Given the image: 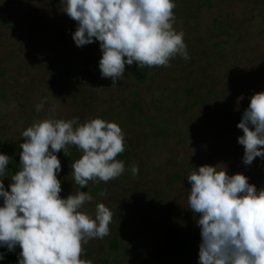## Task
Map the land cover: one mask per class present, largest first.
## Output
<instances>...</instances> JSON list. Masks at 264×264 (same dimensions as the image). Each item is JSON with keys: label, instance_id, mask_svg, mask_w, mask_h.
Returning <instances> with one entry per match:
<instances>
[{"label": "rangeland", "instance_id": "obj_1", "mask_svg": "<svg viewBox=\"0 0 264 264\" xmlns=\"http://www.w3.org/2000/svg\"><path fill=\"white\" fill-rule=\"evenodd\" d=\"M208 1L175 0L174 27L184 33L190 59L177 55L170 67H151L146 82L137 78L135 64L126 65L125 78L113 85L101 77L99 42L75 45L77 23L63 12L61 0H0L5 20L0 24V152L5 154L7 145L15 158L14 170L0 177L5 188L19 170L21 134L33 123L74 117L80 123L95 118L117 123L125 134L124 154L130 156L123 175L107 184L90 181L80 189L71 165L82 153L69 146L74 152L69 162L63 151L58 154L63 162L58 179L62 198L80 190L92 195L84 208L88 214L94 217L99 203L113 212L108 236L120 242L129 264H156L152 257L165 248L166 234H200L198 216L189 209L186 178L199 166L218 165L230 176L243 174L257 189L264 188V160L238 163L244 155L238 144L242 130L218 126L220 118L209 110L218 101H211L209 109L202 105V96L215 90L233 119L239 110L228 93L238 99L253 87L264 92V0H210V7H200ZM220 40L226 43L218 46ZM251 51L258 57L255 62ZM60 62L66 67L76 63L80 70L60 69ZM133 166L139 168L136 175ZM175 174L182 180L176 181ZM107 237L90 240L81 258L86 260L87 250L97 257L108 248ZM198 242L199 250L201 235ZM20 251L13 252L16 259ZM197 261L198 253L191 251L183 260L163 264Z\"/></svg>", "mask_w": 264, "mask_h": 264}, {"label": "clouds", "instance_id": "obj_2", "mask_svg": "<svg viewBox=\"0 0 264 264\" xmlns=\"http://www.w3.org/2000/svg\"><path fill=\"white\" fill-rule=\"evenodd\" d=\"M61 4L77 23L72 33L75 45L99 42L101 77L110 78L113 85L125 78L126 65L170 67L177 55L191 58L184 33L174 27L175 0H61ZM45 103L36 110H43ZM237 127L243 132L238 137L243 164L264 160V92L250 98ZM21 135L19 170L8 189L0 180V248L16 252L19 247L17 264H93L81 258L84 245L110 234L113 212L104 203L96 206L94 217L84 211L93 201L86 191L61 197L58 154H66L69 146L82 153L71 165L80 189L90 181L107 184L125 172L124 163L116 159L126 150L122 128L101 118L83 123L78 117L45 119ZM11 161L0 152V177ZM217 166H199L186 177L191 185L189 209L198 216L201 235L197 264H264V188ZM131 172L138 174V166ZM4 260L5 253L0 252V261Z\"/></svg>", "mask_w": 264, "mask_h": 264}, {"label": "trees", "instance_id": "obj_3", "mask_svg": "<svg viewBox=\"0 0 264 264\" xmlns=\"http://www.w3.org/2000/svg\"><path fill=\"white\" fill-rule=\"evenodd\" d=\"M211 5L212 4L209 0L206 4H201L200 7L202 8L210 7ZM4 22L5 20L3 18H0V24L1 23L3 24ZM220 32L222 35L229 34L227 33V31L221 30ZM225 43L226 41L220 40V42L217 45L223 46ZM251 57L254 58V62L258 58L256 54H254V52L252 51H251ZM68 64H69L68 67H66L64 66L63 62H60L59 67L60 69H66V70H71V71L80 70V66L78 64L73 63V62H69ZM150 69L151 68L149 67L138 68L136 66L135 71L137 72V76H138L137 78H139V80H141L142 82H146V79L148 78V72ZM257 92H259V89L257 87L250 88L247 91V94L242 95L243 97L242 100L240 99L241 98L240 96L238 99H236L238 95L234 96L228 93V99H230L231 103L235 104L237 106V109L239 110V114L233 119H231L232 115L229 113V110H226L225 107H223V105H220L221 102L218 100V98H220V95L217 96L215 90H210L207 94L202 96L206 99L203 101L204 104L202 105L204 108L209 109L211 101L212 102L214 100L218 101L219 104L215 103L214 107L213 108L210 107L209 109L211 113H213V110H215V113L213 115L215 117L220 118L218 126H221L223 129H226L229 131L233 130L232 128L234 127L238 131L239 129L237 125L242 119V114L244 110L248 108L250 104V98ZM210 117H212V115ZM233 123L234 125L232 126ZM4 147H6V150H7L5 154L12 157V161L9 163L8 170H6L5 173H11L12 170H14V164H15L14 163L15 162L14 151L11 147L7 145ZM73 153H74L73 149L68 148V151L66 152V156L63 157L64 162H69L70 161L69 157ZM116 159L122 161L124 165H127L129 164L130 156L129 154L122 153L118 155ZM237 160H238V163L242 165L243 158L240 157ZM61 165H63V162L61 163ZM192 168H195V165H192ZM174 179H177L176 181H181L182 177L180 175L175 174ZM199 235L200 234L194 233L192 231L189 234H185V235L182 232L178 233L176 231L171 232L170 234L164 235L163 237L165 240V248L159 251V254L157 256L154 255L152 257V262L156 264H163V263H166L167 261H174V260L180 261L186 258L187 256H190L191 251L194 253H198L199 250L196 247V245L199 244L198 242ZM106 240H109L108 248L106 249L104 248L103 250H100V252L97 254V257H96V254H94V252H88L87 250L86 253H84L87 256L86 260H92L93 264H129L128 261L130 259L128 258L127 260H125V257L121 255V254H124V252L122 251L120 242L117 239H113V238L110 239L109 236L106 238ZM0 252L5 253V260L0 261V264H17V259L13 252H8L6 248H0ZM117 253L119 254L118 259L114 258V255Z\"/></svg>", "mask_w": 264, "mask_h": 264}]
</instances>
